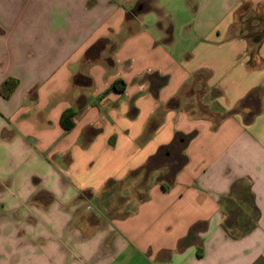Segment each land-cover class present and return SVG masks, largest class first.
<instances>
[{
	"label": "crops",
	"instance_id": "obj_1",
	"mask_svg": "<svg viewBox=\"0 0 264 264\" xmlns=\"http://www.w3.org/2000/svg\"><path fill=\"white\" fill-rule=\"evenodd\" d=\"M247 3L0 0V264H264Z\"/></svg>",
	"mask_w": 264,
	"mask_h": 264
},
{
	"label": "trees",
	"instance_id": "obj_2",
	"mask_svg": "<svg viewBox=\"0 0 264 264\" xmlns=\"http://www.w3.org/2000/svg\"><path fill=\"white\" fill-rule=\"evenodd\" d=\"M153 0H150V2ZM132 14H130V17ZM231 36L232 38L241 37L244 39H247L250 41L251 46V54L252 57H255L258 54V51L261 47V44L264 40V7L254 6L250 3L245 4L242 9L240 10L238 14V20L234 24L231 30ZM18 86V81L15 79H8L0 88V94L4 98H9L12 93L15 91V89ZM72 116L71 113H67L64 115L63 123L67 127V129L71 128L72 125L68 124L69 118ZM195 136V134H191L188 136L185 135H177L175 138V143L179 142V140L184 139V144L182 147H185L189 141ZM167 148H162L161 153H163L164 150ZM160 153V154H161ZM159 157L156 156L154 158H151L149 163L143 167L142 169L138 170L136 173H141L143 171L148 170L149 166L153 162V160H156ZM181 161L184 160L183 157L180 159ZM135 175V173H132L130 177H128V181L131 179V177Z\"/></svg>",
	"mask_w": 264,
	"mask_h": 264
}]
</instances>
